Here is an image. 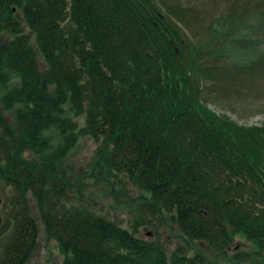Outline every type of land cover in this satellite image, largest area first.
Masks as SVG:
<instances>
[{
  "label": "trees",
  "instance_id": "1",
  "mask_svg": "<svg viewBox=\"0 0 264 264\" xmlns=\"http://www.w3.org/2000/svg\"><path fill=\"white\" fill-rule=\"evenodd\" d=\"M178 14L158 0H0V264H27L40 226L62 264H209L67 207L63 159L80 138L96 145L88 178L146 194L185 239L264 252V131L205 105L207 68Z\"/></svg>",
  "mask_w": 264,
  "mask_h": 264
},
{
  "label": "rangeland",
  "instance_id": "2",
  "mask_svg": "<svg viewBox=\"0 0 264 264\" xmlns=\"http://www.w3.org/2000/svg\"><path fill=\"white\" fill-rule=\"evenodd\" d=\"M158 1L166 8L178 9L193 37L190 39L199 48L198 58L207 68L200 97L208 109L241 128V133L264 131V0ZM183 59L186 64L187 56ZM247 63L251 69L245 67ZM191 77L195 80L196 75ZM10 84L17 85L12 76ZM5 119L11 123L13 114H5ZM216 124L221 128V123ZM47 136L55 149L56 136L52 132ZM95 149L93 141L80 138L63 159L71 182L77 185L68 192L67 207L84 208L142 241L159 242L167 256L179 251L191 258L202 255L209 264H264L263 250L241 236L233 237L223 252L207 248L185 239L170 214L156 212L150 198L126 182L106 185L88 178L87 167ZM39 228L37 246L27 264H62L64 257L57 243L46 239Z\"/></svg>",
  "mask_w": 264,
  "mask_h": 264
}]
</instances>
